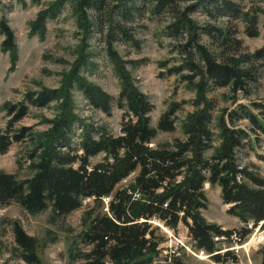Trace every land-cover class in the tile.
<instances>
[{"label": "trees", "instance_id": "obj_1", "mask_svg": "<svg viewBox=\"0 0 264 264\" xmlns=\"http://www.w3.org/2000/svg\"><path fill=\"white\" fill-rule=\"evenodd\" d=\"M66 7L80 38L58 87L27 90L23 101L2 105L8 119L5 127L0 126V153L13 143L22 144L29 174L18 178L0 171V205L14 202L31 214L50 207L64 215L81 207L84 198L98 207L106 198L105 210L84 212L83 248L71 256L75 264H151L159 253L162 226L175 231L179 225L185 227L192 246L215 262L234 259L232 250L225 248L228 244H241L256 227L264 230V178L238 159L240 150L251 143V133L264 134V103L252 102L251 108L237 102L239 93L247 97L257 81L264 47L242 52L234 29L200 22L192 13L199 7L211 19L239 17L247 24L246 34L253 37L258 34L256 11H242L233 0H53L29 22L30 33L42 38L46 20ZM144 18L164 23L161 34L175 54L174 64L159 62L161 75H176L194 93L193 110L179 122L182 137L155 145L151 143L158 132L176 130L181 103L169 104L152 126L153 105L127 68L145 60L124 59L117 50V44L140 48L136 33ZM0 33L1 49L8 53L13 69L17 48L5 18H0ZM95 37L118 78L116 99L82 73L96 67L90 42ZM217 88H227L235 106L221 108L215 116L211 92ZM72 90L104 113L110 112L115 100L123 112L120 133L114 135L80 118ZM51 102L56 112L51 118L42 117L45 129L17 126L31 107L44 108ZM241 120L248 126H240ZM96 156L99 161L91 163ZM206 181L219 186L228 213L243 223L239 230L223 229L202 217ZM11 226L14 254L26 264H40L37 240L19 222ZM260 253L259 264H264V248ZM170 264L184 263L172 256Z\"/></svg>", "mask_w": 264, "mask_h": 264}, {"label": "rangeland", "instance_id": "obj_2", "mask_svg": "<svg viewBox=\"0 0 264 264\" xmlns=\"http://www.w3.org/2000/svg\"><path fill=\"white\" fill-rule=\"evenodd\" d=\"M53 0H0V18H5L12 29L17 48V60L10 69V59L6 51L1 48L3 35L0 33V126L5 127L8 119L2 108L4 102H20L24 100L27 90H39L40 86L57 88L61 72L69 69L75 58L74 48L80 36L69 9L64 8L56 17L46 20V32L42 38L38 34H31L29 22L36 13L45 8ZM242 11L257 14L256 36H248L245 32L246 22L232 15H219L211 19L203 9L196 7L192 15L200 22H215L219 26L235 30V36L241 40L242 52H254L264 47V2L257 0H233ZM254 8H257L255 10ZM143 27L137 29L136 36L140 39V48L117 44V50L124 59H144L135 67L128 65L132 77L139 89L148 96L153 105L149 115L152 126H156L161 113L172 102L181 103V108L175 114L176 130L173 132H158L151 145L170 141L173 137H182L179 122L186 113L193 110L191 104L194 93L184 87L183 82L176 75H161L164 69L159 67L160 61L174 64L175 54L171 51L169 39L162 36L163 22L144 18ZM97 36V35H96ZM209 44V39L202 38ZM92 42L95 48L96 67L82 71L84 75L114 99L119 93V81L114 74L111 64L107 61L102 50V42L95 37ZM257 81L251 86L250 94L244 97L239 93V103L251 107L252 102L264 103V59L259 62ZM75 112L86 123L102 126L114 135L120 133L123 117L113 101L109 113L101 112L90 107L82 94L72 90ZM215 100L214 115H219L221 108H234L227 88H217L211 92ZM252 108V107H251ZM257 113L256 109H253ZM55 103L51 102L44 108L29 109V113L21 119L17 126H31L34 130L47 127L41 119L51 118L55 114ZM240 126H248L247 120H241ZM78 133L79 127L75 125ZM251 143L246 144L238 153L242 165H248L254 172L264 178V134L251 133ZM23 146L13 143L5 152L0 153V171L15 174L18 178H25L29 171L23 159ZM100 156L91 159V163L99 161ZM21 164V165H20ZM124 184V182H123ZM203 192L206 196V207L201 209L202 217L223 229L239 230L243 223L234 215L229 214L228 204L220 197V188L216 184L205 182ZM82 201V206L64 215L55 214L50 207L37 213H28L18 204L12 202L0 205V264H26L13 252L15 247L12 222L17 221L29 235L37 240V254L40 264H75L71 258L77 248H83L80 234L83 230L84 212L87 210H105L106 198L101 200L99 207L91 199ZM159 253L151 264H170L172 256H177L184 264H259L261 249L264 248V230L254 228L241 243H234L230 247L234 259L215 262L207 254L196 250L187 236L186 229L179 225L172 231L161 228L158 237Z\"/></svg>", "mask_w": 264, "mask_h": 264}, {"label": "built area", "instance_id": "obj_3", "mask_svg": "<svg viewBox=\"0 0 264 264\" xmlns=\"http://www.w3.org/2000/svg\"><path fill=\"white\" fill-rule=\"evenodd\" d=\"M90 198H86L85 200H89ZM84 201V200H83Z\"/></svg>", "mask_w": 264, "mask_h": 264}]
</instances>
